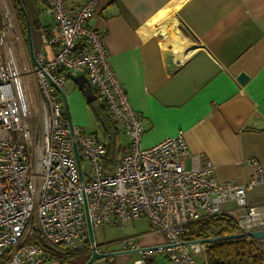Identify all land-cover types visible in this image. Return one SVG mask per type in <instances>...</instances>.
Here are the masks:
<instances>
[{
	"label": "built area",
	"instance_id": "obj_1",
	"mask_svg": "<svg viewBox=\"0 0 264 264\" xmlns=\"http://www.w3.org/2000/svg\"><path fill=\"white\" fill-rule=\"evenodd\" d=\"M68 1L41 0L53 27L33 52L35 64L28 61L33 104L20 71L23 37L11 7L0 10V264L44 263L45 248L25 244L34 237L63 252L79 251L87 241L90 251L103 254L107 245L88 240L86 214L92 231L140 218L149 223L162 245L144 248L134 237L116 243L119 252L140 256L133 264H157L151 255L165 264H197L193 255L203 260L204 245L184 243L182 236L194 222L227 216L229 204L245 211L236 224L241 233L263 227L264 202H249L247 192L264 183V164L249 159L246 183H220L210 161L200 165L190 154L183 132L144 148L141 117L109 63L104 35L87 26L98 0H71L67 8ZM79 75L128 138L109 173L102 168V140L69 127L65 117L63 90ZM32 109L34 124L28 122Z\"/></svg>",
	"mask_w": 264,
	"mask_h": 264
},
{
	"label": "crops",
	"instance_id": "obj_2",
	"mask_svg": "<svg viewBox=\"0 0 264 264\" xmlns=\"http://www.w3.org/2000/svg\"><path fill=\"white\" fill-rule=\"evenodd\" d=\"M49 20L48 27L38 22L42 31L33 29L36 50ZM87 26L104 35L109 63L141 117L144 148L183 132L190 154L200 165L210 161L220 183H246L249 159L264 164V0H98ZM240 73L248 76L243 85ZM74 80L63 91L71 124L82 128L86 99ZM117 126L124 150L128 138ZM247 199L264 202V183ZM223 211L236 219L245 213L233 204ZM133 237L143 244L154 236ZM78 253L88 254L84 263L91 251ZM153 260L165 264L163 257Z\"/></svg>",
	"mask_w": 264,
	"mask_h": 264
},
{
	"label": "trees",
	"instance_id": "obj_3",
	"mask_svg": "<svg viewBox=\"0 0 264 264\" xmlns=\"http://www.w3.org/2000/svg\"><path fill=\"white\" fill-rule=\"evenodd\" d=\"M11 2L21 35L23 32L26 35L24 15L17 0ZM21 2L24 4L22 0ZM33 52H35L34 47ZM86 104L94 122L102 131L101 140L107 152L102 168L104 173H109L117 166L123 150L120 142L122 131L110 118L105 107L99 103L95 94L91 101L86 100ZM240 233L234 220L227 215L223 218L212 217L190 224L181 239L184 243L209 240L204 244L202 255L204 264H264V240L255 241L246 237H237ZM216 238L218 239L214 240ZM81 250H89L87 241Z\"/></svg>",
	"mask_w": 264,
	"mask_h": 264
},
{
	"label": "rangeland",
	"instance_id": "obj_4",
	"mask_svg": "<svg viewBox=\"0 0 264 264\" xmlns=\"http://www.w3.org/2000/svg\"><path fill=\"white\" fill-rule=\"evenodd\" d=\"M22 1L24 3V4H22L23 7L25 6L24 9L29 14L28 18H29V23H30V29L32 32L31 33V36L33 39L32 43H33L34 50H36L37 41H35V38H34L35 31L33 29L38 30V31H42V28L39 26V23L42 25V27H48L49 25H51V22L49 20L51 18L47 17L43 13V11L41 10L40 5L38 4L37 0H22ZM32 3L34 4L33 7H32V5H33ZM5 5H9L11 7V10L14 14V17L16 18V16H15L16 12L12 6L11 0H0V10L1 11L5 9ZM52 22H53V20H52ZM52 27H53V24H52L51 28ZM22 37H23L22 39L24 40L25 44H24V46H22V50L19 53L20 71L22 72L21 74L23 76L26 97L29 101H31L30 104H33L32 89L34 88V82H33V78L31 76V74L29 73V67H28L29 63L27 60L28 59L27 58V43H26L27 40H26V35L24 32L22 33ZM85 109L87 112L88 123L83 125L82 128H84V131L86 133L93 134V135L97 136L99 139H101L102 131L94 122L93 116H92L87 104H85ZM36 120H37V111H36V109H32L29 113V116H28V122H30L31 124H34L36 122ZM123 136L124 135L121 134L120 142H121L122 146H124V144H123L124 143V137ZM82 167H83L84 172L88 171V166L86 164H84L83 162H82ZM230 205L231 204H229L228 206H230ZM232 219L234 220L235 224H237L238 220L235 218L234 215L232 216ZM92 232H93L94 241L98 246H104L105 244L109 245V247L107 245V247L103 248V250H102L103 254H117V255H113V256L106 258V259H101L100 261H105V263L107 262V264H133V262L136 261L137 259H139L140 256L137 253H126V254L121 253V252H119V245L114 244V243L121 240V239H124L126 237H133L136 234L141 235V234H145V233H151V232H153V230H152L151 226L149 225V223L145 219H140V220L135 221L133 224H132V222H126L124 225V228L100 227V228L94 229ZM145 238H148V239H146L143 244L140 242V246H143L144 248L162 245V239L157 237V236L145 237ZM33 243L38 244V245H42L45 248V253H44V257L46 258V261L44 262L45 264L46 263L81 264L82 261L88 257L87 253H85V254L84 253L83 254L78 253L81 250L76 251V252H68V253L63 252V251H57L53 248L46 246V244L44 242L41 243L35 237L26 241L25 244L30 245ZM69 253H73V254H69ZM149 257L152 259L155 258V256H153V255L148 256V258ZM193 257H194L197 264L203 263L201 256L193 255ZM84 263H82V264H84Z\"/></svg>",
	"mask_w": 264,
	"mask_h": 264
},
{
	"label": "water",
	"instance_id": "obj_5",
	"mask_svg": "<svg viewBox=\"0 0 264 264\" xmlns=\"http://www.w3.org/2000/svg\"><path fill=\"white\" fill-rule=\"evenodd\" d=\"M17 3L20 7V10L22 11V13L24 15V18H25L26 40H27V42H26L27 43V58H28L29 63L35 64L29 18H28L27 12L25 11V9L21 3V0H17ZM48 34L46 36H48ZM236 80L239 84L243 85L248 80V76L245 75L244 73H240L237 75ZM74 81H75V83L78 84L79 88H81L83 90V94H84L86 100L91 101L94 98V94L92 92V89H91L89 82L86 79V77L84 75H79L78 77L75 78ZM64 112H65V117L67 119L69 127H72V124H71L70 118H69V112H68V106H67L66 99L64 102ZM73 151H74L76 166H77V169H78L79 174H80V161H79L78 152H77L75 144H73ZM86 228H87V233H88V240L91 243L94 241V238H93V232H92V228H91L87 214H86ZM237 237H246V238H249V239H252L255 241L264 240V229L249 230L248 232L238 234ZM217 239L218 238H216L214 240H217ZM208 241L209 240H200V241H194L192 243L204 245ZM123 253L126 254V253H131V252H123ZM113 255H117V254H99L96 251L92 250L90 257L88 258V260L84 264H93L96 261L109 258Z\"/></svg>",
	"mask_w": 264,
	"mask_h": 264
}]
</instances>
